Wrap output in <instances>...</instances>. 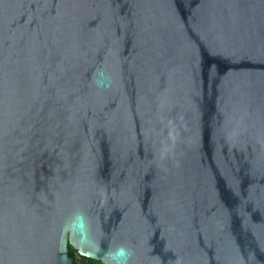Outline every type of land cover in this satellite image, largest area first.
I'll return each instance as SVG.
<instances>
[{
	"label": "water",
	"instance_id": "water-1",
	"mask_svg": "<svg viewBox=\"0 0 264 264\" xmlns=\"http://www.w3.org/2000/svg\"><path fill=\"white\" fill-rule=\"evenodd\" d=\"M264 264V0H0V264Z\"/></svg>",
	"mask_w": 264,
	"mask_h": 264
},
{
	"label": "trees",
	"instance_id": "trees-1",
	"mask_svg": "<svg viewBox=\"0 0 264 264\" xmlns=\"http://www.w3.org/2000/svg\"><path fill=\"white\" fill-rule=\"evenodd\" d=\"M76 250L74 249L73 246H70V255L75 258V263L76 264H104L102 261L94 259V258H89L86 256L81 255V259L79 260L76 256Z\"/></svg>",
	"mask_w": 264,
	"mask_h": 264
},
{
	"label": "rangeland",
	"instance_id": "rangeland-1",
	"mask_svg": "<svg viewBox=\"0 0 264 264\" xmlns=\"http://www.w3.org/2000/svg\"><path fill=\"white\" fill-rule=\"evenodd\" d=\"M76 256H77V258H78L79 260L81 259V255H80V254L76 253Z\"/></svg>",
	"mask_w": 264,
	"mask_h": 264
}]
</instances>
